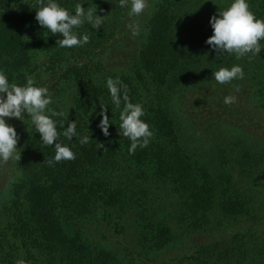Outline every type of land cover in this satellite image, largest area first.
<instances>
[{"label":"trees","instance_id":"obj_1","mask_svg":"<svg viewBox=\"0 0 264 264\" xmlns=\"http://www.w3.org/2000/svg\"><path fill=\"white\" fill-rule=\"evenodd\" d=\"M248 2L255 15L262 18L264 0ZM59 3L71 9V0H59ZM182 5L180 0L159 1L148 21L146 41L138 50L139 67L152 82L156 99H148L147 93L140 92L128 75L108 76L118 77L127 85L129 98L143 104L142 119L148 121L154 132L148 146L137 147L135 153L128 151L131 141L118 131L121 109L111 104L107 79L94 75L95 50L89 54L84 48L82 57L73 65L64 64L68 57L60 64L62 59L50 53L49 60H56L52 64L56 80L72 78L74 81L70 86L73 89L70 109L54 119L61 132L58 141L73 146L75 159L50 165L48 160L54 156L55 147L44 145L34 127L27 132L17 160L20 178L13 183L6 210L14 238L26 249L30 264H40L34 250L53 257L60 264H119L123 256L117 249L123 245L126 249L135 246L147 250L168 248L176 234L172 224L175 221L169 225L163 222L155 195L154 199L145 198L146 191L152 189H167L179 196V213L175 218L181 229L197 227L201 219L206 221L208 214L216 210L228 218L245 213L248 199L237 189L243 184L226 170L215 174L195 157L174 115L172 101L167 97L169 90L197 76V65L202 60V56L191 53L190 44L177 32L185 19L180 10ZM37 6L38 0H0V69L7 73L10 81L20 84L26 82L27 75L36 72L32 47L47 52L70 50L56 44V40L62 38L60 34L53 35L38 23ZM84 27H88L89 41L94 44L98 33L88 23ZM261 44L264 45V41ZM207 52L211 58L216 52L229 67L240 60L247 63V56L237 60L234 54L218 53L213 48ZM260 64L262 75L259 81L257 79L260 86L257 101L264 110V65ZM54 91L60 95L66 88L54 87ZM101 104L107 106L112 123L109 136L99 127L100 116H95ZM52 109L62 111L59 106ZM208 113L212 117L207 128L220 118L218 108L210 107ZM73 120L78 136L69 140L62 132ZM82 135L90 136L87 144H80ZM239 163L238 168L246 173L247 179L258 181L261 178L264 154L246 151ZM124 173L126 179L122 178ZM102 221L122 231V240H114V236L108 241L95 237L98 231L102 233ZM93 224L96 227L92 228ZM132 236L135 242L131 241ZM113 244L116 245L111 248L109 245ZM257 245L264 248V241ZM219 251V261L255 264L253 259L257 252L243 254L234 243L220 247Z\"/></svg>","mask_w":264,"mask_h":264},{"label":"rangeland","instance_id":"obj_2","mask_svg":"<svg viewBox=\"0 0 264 264\" xmlns=\"http://www.w3.org/2000/svg\"><path fill=\"white\" fill-rule=\"evenodd\" d=\"M71 1V9L75 4L84 2V7L97 8L99 15L106 16L99 29L92 27L93 31L98 33V40L94 44L89 41L80 48L73 47L68 51L54 52L31 48L32 60L36 68V72L31 76L35 78L38 85L48 87L53 98V103L50 106L52 108L59 106L62 111H68L72 104L73 89L71 87L74 83L72 78L56 80L52 69V64L56 60H49L50 53L55 54L58 59H62L59 61L60 64H63V59L68 57L64 64L73 65L84 52L90 51L89 54H93L91 50H95L97 54L93 57L96 60V65L93 67L95 76L104 80L114 73L128 75L133 79L140 92L147 93L148 99H156V94L152 89L153 84L144 70L139 67L137 59L138 50L147 38L151 13L160 0H149L148 8L140 16H129L130 5L121 7L119 0ZM180 1L183 2L180 10L185 19L183 27H180L177 32L180 31V35L185 37V42L190 44L191 53L202 56V60L197 65V76L186 84L169 90L167 97L172 101L174 115L182 132L185 133L187 144L195 157L206 164L215 174H219L220 170H226L233 174L237 182L243 184L237 189L246 195L248 205L242 215L228 218L216 210V212L208 214L206 221L201 219L200 225L197 227L181 229V225L175 218L179 213V196L175 192L163 188L146 191L145 198L153 197L154 199L156 197L155 202L162 210L160 217L163 222L169 225L175 221L172 224L176 234L169 247L162 250H147L145 247L139 246L126 249L125 245L121 246L117 249L123 256V261L119 264H238L236 260L220 259L219 261V253L222 251V249L219 251V248L233 243L241 249L243 254H252L253 251H256L253 261L255 264H264V248L262 245H257V242L264 241V168L261 178L254 181L247 179L246 173H243L237 165V163L240 164L239 161L246 151L251 150L258 154H264V110L259 107L257 101V91L260 87L259 84L257 85V79L262 75L260 63L264 65V49L259 53L260 56H253L251 60L246 57L247 63L242 60L236 63L243 66L245 73L243 79L233 80L230 84L217 83L213 72L219 67L228 65L224 62V58L220 57L219 59L216 52L212 58L209 56L207 51L212 48L206 43V40L213 33L209 22L211 16L218 14L219 7H226L229 0ZM137 24L140 28L139 34L133 35L129 25ZM84 25L76 31L87 33L88 27H84ZM84 48L86 49L82 52ZM54 87H64L66 91L63 92L64 94L62 93L63 95H57ZM230 94L236 95L237 100L233 104H225L223 98ZM209 106L213 110L219 109L220 118L207 128V123L212 117V114L208 113ZM100 110L101 108L95 110V116H99ZM27 115L25 113L26 117ZM8 122L15 126L19 134L17 143V152L19 153L26 134L32 126L30 122L28 126L25 121L18 118H8ZM223 148L226 149V152L222 151ZM126 175L124 173L122 178L126 179ZM19 178L20 169L16 159H10L7 162L0 161V264H16L17 259L21 258L26 261V264H30L26 249L14 238L9 223V214L6 210L13 183ZM132 220L130 219L129 222ZM102 222V233L98 231L95 237L108 241L110 237L114 236V240H122L123 236L120 233L122 231ZM94 227H96L95 224L92 225V228ZM96 231L94 230V232ZM248 233L250 235L247 236ZM107 241L105 242L108 243ZM131 241H133V236ZM114 245L116 244L109 246L112 248ZM34 252L39 258L40 264H60L49 255L36 250ZM130 253L133 254L130 255ZM237 254L240 253L237 252Z\"/></svg>","mask_w":264,"mask_h":264},{"label":"clouds","instance_id":"obj_3","mask_svg":"<svg viewBox=\"0 0 264 264\" xmlns=\"http://www.w3.org/2000/svg\"><path fill=\"white\" fill-rule=\"evenodd\" d=\"M121 7H129V16H140L149 6V0H119ZM83 3L75 4L73 9H68L59 3V0H38L36 20L44 29L53 35L60 34L62 38L56 40V44L62 48L83 47L90 36L78 33L76 30L85 23L94 29H99L106 15H99L97 8L84 7ZM213 29L206 43L217 50L218 53L234 54L239 60L247 56L249 60L253 56H260L264 49L261 41H264V18H258L250 9L248 0H229L226 7H219L218 14L210 18ZM133 35H138L139 25H129ZM251 53L252 55H248ZM244 69L241 64L219 67L213 72L215 81L219 84H230L233 80L244 78ZM106 86L110 94L111 104L119 112V133L127 137L131 143L128 151L135 153L137 147H147L150 138L154 135L150 124L142 117L145 108L140 102H133L127 94V85L118 77H108ZM239 90L238 88L236 89ZM237 100L236 95L230 94L223 98L225 104H233ZM53 103L52 95L46 86L38 85L31 75L26 76L23 84L10 81L7 73L0 69V161L7 162L10 159H20L17 152L19 134L14 125L8 122V118H18L29 122L40 134V140L44 145L54 146V156L48 163L54 164L63 160L75 159L73 146L62 144L58 141L61 132L58 131L57 120L54 117L64 116L63 111H56L49 107ZM123 107L121 108V105ZM99 112V127L105 136H109V126L112 124L107 114V106L101 104ZM27 113V117L25 116ZM62 123V122H61ZM62 135L69 140L78 136L75 121L63 127ZM89 135L79 136L80 144L90 141ZM102 145H99V148ZM16 264H26V261L17 259Z\"/></svg>","mask_w":264,"mask_h":264}]
</instances>
